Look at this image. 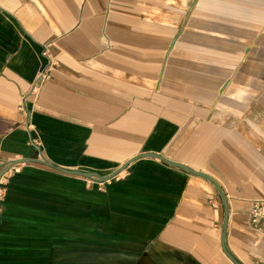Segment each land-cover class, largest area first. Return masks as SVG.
<instances>
[{"label":"crops","instance_id":"1","mask_svg":"<svg viewBox=\"0 0 264 264\" xmlns=\"http://www.w3.org/2000/svg\"><path fill=\"white\" fill-rule=\"evenodd\" d=\"M143 152L212 177L227 251L264 264V0H0V169L106 175ZM16 166L0 264H234L199 175L143 156L98 188Z\"/></svg>","mask_w":264,"mask_h":264},{"label":"water","instance_id":"2","mask_svg":"<svg viewBox=\"0 0 264 264\" xmlns=\"http://www.w3.org/2000/svg\"><path fill=\"white\" fill-rule=\"evenodd\" d=\"M143 156H151V157H156L160 160H162L165 163H168L170 165L182 168L190 173H193L195 175H199L205 179H207L208 181H210L214 187L217 189L221 200H222V204H223V217H222V225H221V236H220V243H221V248L224 251V253L227 255V257L234 263V264H240L236 259H234L229 252L227 251L226 247H225V228H226V221H227V204H226V200H225V195L222 191V189L220 188V186L217 184V182L210 177L209 175H207L206 173L202 172V171H196L191 169L190 167L182 164V163H177L174 161H170L166 158H164L162 155L157 154V153H152V152H143L140 153L136 156H134L132 159H130L128 162L124 163L121 167H119L118 169L112 171L111 173H108L106 175H100L97 172L94 171H87V170H80V169H67V168H63L57 165H54L52 163H50L49 161L45 160V159H38V158H20V159H14L12 161H10L9 163H7L4 167H2L0 169V176L2 173H4L6 170H8L10 167L19 164V163H23V162H35V163H39L45 166H48L50 168H53L59 172L62 173H66V174H71V175H79L82 176L84 178H88L91 179L92 181H96V182H103L108 180L109 178H111L112 176H114L116 173H118L123 167H125L131 160L138 158V157H143Z\"/></svg>","mask_w":264,"mask_h":264},{"label":"built area","instance_id":"3","mask_svg":"<svg viewBox=\"0 0 264 264\" xmlns=\"http://www.w3.org/2000/svg\"><path fill=\"white\" fill-rule=\"evenodd\" d=\"M41 54L45 56L48 61L38 72L37 81L47 79L49 77L50 70L55 64L49 57L48 45L43 46ZM28 126H31V125H28ZM34 144L37 145L36 142H34ZM37 158L41 159V157H37ZM16 165L10 167L0 176V203L3 200L4 194H5L7 173L10 170H17L18 167ZM85 179L87 183L93 182L91 179H88V178H85ZM100 183L101 182H98V188H101ZM249 222H250V226L252 228L255 239L258 240V239L263 238L264 237V198L255 199L252 202L250 210H249Z\"/></svg>","mask_w":264,"mask_h":264}]
</instances>
